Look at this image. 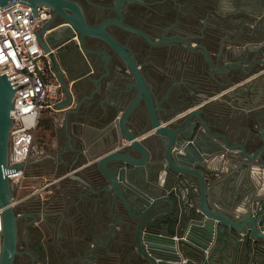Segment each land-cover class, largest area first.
I'll use <instances>...</instances> for the list:
<instances>
[{
  "label": "water",
  "instance_id": "obj_1",
  "mask_svg": "<svg viewBox=\"0 0 264 264\" xmlns=\"http://www.w3.org/2000/svg\"><path fill=\"white\" fill-rule=\"evenodd\" d=\"M12 1L31 6L34 16H37L36 1L71 7L75 12L73 15L58 10L74 30L103 38L118 59L120 70L127 72L131 78L121 91L124 96L132 94L128 103L113 105L109 118V122L118 128L124 142L117 141L112 147L88 156L91 162L89 166L95 165L105 179L102 189L111 193L110 212L114 219L111 230L120 223L114 212L115 202L120 201L128 215L124 221L125 228L134 229L136 249L150 264H200V255L207 257L202 264H210L213 255H207L206 252L209 249L216 251L226 237L233 242V246L250 254L253 264H264V201L253 203L245 211H238L234 215L219 211L209 204L210 193L203 173L204 162L222 150L239 148L242 155L251 158L245 146L240 142L229 144L224 133L212 131L201 118L197 105L187 114L183 124L172 128L161 123L146 78L125 47L105 31L107 22L90 27L77 7L62 0H0V7ZM38 40L48 52L64 95L55 108L65 109V118L68 119L81 109L87 92L98 90L99 79L84 72L80 62L74 58V51L82 57L89 54L83 44L63 49L69 62L74 60L76 64L66 65L60 54L62 47L51 51L49 44L42 42L39 37ZM99 55L104 70L101 76H108L111 59L105 52L101 51ZM14 91L6 74L0 73V264H14L15 257L21 253L18 250V221L30 214L17 211L13 201L16 185L10 183L8 178V173L32 163L30 156L35 145L29 133L10 134L14 123L11 115ZM141 101L145 103L150 117V128L141 130L144 134L142 139L129 128L131 116ZM72 104L75 107H70ZM106 115L107 111L103 110L101 118L105 119ZM188 130L193 131L189 133ZM147 141L151 143L150 148L146 145ZM151 149L162 150L166 170L164 183L169 184V189L146 190L134 181L154 160ZM192 185L197 188L194 195L188 192ZM161 203L166 205L160 208Z\"/></svg>",
  "mask_w": 264,
  "mask_h": 264
},
{
  "label": "flooded vegetation",
  "instance_id": "obj_2",
  "mask_svg": "<svg viewBox=\"0 0 264 264\" xmlns=\"http://www.w3.org/2000/svg\"><path fill=\"white\" fill-rule=\"evenodd\" d=\"M62 1L77 7L90 27L107 22L105 31L125 47L146 78L154 95L158 120L172 128L183 124L196 105L209 127L212 119L222 120L224 100L221 98H226V90L231 87L237 90L243 79L264 67V43L259 41L258 32V14L264 9V0ZM34 5L35 9L40 7L45 12L37 37L49 44L51 51L62 47L60 54L64 63H68L69 57L64 56L63 49L83 44L89 53L85 67L80 63L84 72L99 67L101 51L111 59L109 68L112 69L115 54L110 45L97 35L74 30L58 10L73 15L71 7L38 1ZM74 54L79 55L76 51ZM106 111L105 120H109L112 109ZM130 120L141 128H150L143 101ZM81 161L82 156L78 155L74 165ZM25 212L28 211L22 209L19 213ZM21 225L27 234L34 231L28 216L18 221L19 229ZM127 242L123 234L113 231L94 238L69 239L55 232L47 236L45 247L37 246L38 250L24 242L14 264L19 258H23L24 264L48 259L49 264H131L133 257ZM19 243L20 239L18 246Z\"/></svg>",
  "mask_w": 264,
  "mask_h": 264
},
{
  "label": "crops",
  "instance_id": "obj_3",
  "mask_svg": "<svg viewBox=\"0 0 264 264\" xmlns=\"http://www.w3.org/2000/svg\"><path fill=\"white\" fill-rule=\"evenodd\" d=\"M258 21L259 41L264 43V9L258 14ZM74 58L84 67L88 61L80 55ZM113 61L108 76H101L104 73L101 61L97 69L87 72L99 79V88L93 93L87 92L78 113L66 119L65 109H47L29 133L35 144L30 156L32 163L24 167L26 185L13 191V201L19 207L18 212L25 209L30 213L28 221H33L34 237L31 238V233L27 234L21 225L19 239L21 245L26 242L30 248L38 250L37 246L45 247L47 236L55 232L69 239L94 238L113 231L127 238L133 257L131 264H150L136 249L134 229L125 228L128 215L120 201L114 204L120 223L111 230L114 223L110 212L111 193L102 189L105 179L95 165L89 166L91 162L88 161L89 155L108 149L117 141L124 142L118 128L101 118L103 110L112 109L117 103L118 106L125 105L130 99L129 95H121V91L131 78L120 70L116 57ZM68 64L76 65L74 60L71 63L68 60ZM237 87V90L233 87L226 90L228 98L224 101L223 119H212L210 127L212 131L224 133L229 144L242 143L252 157H245L239 148H235L213 154L203 164L209 204L228 215L264 201V149L258 150L264 148V67L243 79ZM129 126L138 138H143L140 125L131 121ZM146 145L150 148L151 143L147 141ZM151 154L154 160L134 181L146 190L169 189V184L164 183L166 170L162 150L151 149ZM78 155L82 156V161L74 165ZM188 192L196 194V186H190ZM165 205L161 203L159 207ZM228 238L216 251L209 249L206 252L213 255L210 264H253L250 254L233 246ZM69 245L67 241L66 246ZM46 255L43 249V257ZM200 257L202 264L207 257ZM48 260L38 263L49 264Z\"/></svg>",
  "mask_w": 264,
  "mask_h": 264
},
{
  "label": "built area",
  "instance_id": "obj_4",
  "mask_svg": "<svg viewBox=\"0 0 264 264\" xmlns=\"http://www.w3.org/2000/svg\"><path fill=\"white\" fill-rule=\"evenodd\" d=\"M36 10L34 16L31 6L18 1L0 7V73L6 74L15 88L11 135L30 133L42 112L54 109L63 96L48 52L37 37L45 12L40 7ZM23 177L24 167L8 173L10 183L16 188Z\"/></svg>",
  "mask_w": 264,
  "mask_h": 264
},
{
  "label": "rangeland",
  "instance_id": "obj_5",
  "mask_svg": "<svg viewBox=\"0 0 264 264\" xmlns=\"http://www.w3.org/2000/svg\"><path fill=\"white\" fill-rule=\"evenodd\" d=\"M247 35H248V34L245 35V38L247 37ZM227 98H228V97L226 96V98H221V99L224 100V101H226ZM25 176H26V175H25V173H24V177L22 178V181H21V185H23V186L26 185V183H25ZM21 185H20V186H21ZM18 209H19V207H17V210H18ZM19 233H20V231H19ZM30 236H31V238L34 237V235H33L32 233L30 234ZM19 246H20V247H19ZM19 246H18V250L22 248L21 243L19 244ZM23 262H24V261H23V258H19V259L16 261L15 264H24ZM26 264H27V263H26ZM36 264H42V263H36Z\"/></svg>",
  "mask_w": 264,
  "mask_h": 264
},
{
  "label": "bare ground",
  "instance_id": "obj_6",
  "mask_svg": "<svg viewBox=\"0 0 264 264\" xmlns=\"http://www.w3.org/2000/svg\"><path fill=\"white\" fill-rule=\"evenodd\" d=\"M0 228H1V222H0Z\"/></svg>",
  "mask_w": 264,
  "mask_h": 264
}]
</instances>
